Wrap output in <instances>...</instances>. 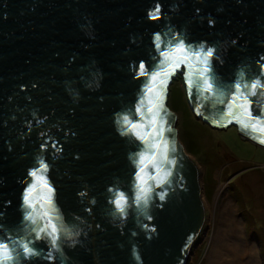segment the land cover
<instances>
[{
    "label": "water",
    "instance_id": "95a60500",
    "mask_svg": "<svg viewBox=\"0 0 264 264\" xmlns=\"http://www.w3.org/2000/svg\"><path fill=\"white\" fill-rule=\"evenodd\" d=\"M157 6L160 19H151ZM178 41L215 50L211 75L222 87L207 99L195 87L190 95L183 63L160 86L174 164L166 166L168 183L152 167L139 173L152 187L147 205L137 206V159L145 145L125 134L121 117L140 120L147 77L139 65L152 72L165 46ZM262 57L264 0H0V241L32 240L38 252L21 254L17 264H189L205 225L203 192L168 107L169 88L180 76L197 119L216 129L235 126L262 147L255 133L221 115L235 81L264 82ZM251 99L253 113H264V95ZM41 161L51 193L30 175ZM34 182V202L51 196L44 209L58 229L55 247L31 231L47 217L35 225L24 219L31 211L24 194ZM120 194L128 201L123 215L113 202Z\"/></svg>",
    "mask_w": 264,
    "mask_h": 264
},
{
    "label": "snow or ice",
    "instance_id": "6c2138e0",
    "mask_svg": "<svg viewBox=\"0 0 264 264\" xmlns=\"http://www.w3.org/2000/svg\"><path fill=\"white\" fill-rule=\"evenodd\" d=\"M151 19H160L159 6L150 13ZM157 50L160 51L161 37L157 34L154 38ZM163 59L158 67L152 72H148L143 63L139 65V75L147 77V83L144 88V95L141 97L136 108V113L140 116L139 121L129 119L128 115H122L121 123L125 128V134L131 132L137 139L145 145L143 151L138 155L137 164L139 172L136 175L137 194L134 197V203L147 205L148 192L152 185L146 181H142L139 173L144 172L146 168L152 167L155 173L163 172V183H168L167 177L171 175V171L166 166L174 164V160L170 159L167 150V140L163 136L164 131H170V128H165L167 124V110L163 106L164 90L160 86L166 87L167 80L175 73V70L183 63L189 69L186 76V82L191 95L193 87L196 88L198 97L202 93H207L208 97L217 95L218 90L222 87L215 83V76L211 75L212 65L211 60L215 55L213 48L192 49L186 46L183 41H178L174 45L165 46L160 52ZM264 60V57L261 58ZM264 69V65L261 66ZM198 73V75H197ZM242 76V73H241ZM195 77V79L193 78ZM158 83H153L157 82ZM160 88V90H157ZM150 93H154L150 96ZM264 95V82L259 78L251 79L250 81H242L238 79L234 82L231 90L228 92V102L225 105V111L221 115H226L231 123L233 120L241 126L242 130L255 133L259 138V143L264 144V113H253V101L251 97ZM223 103V101H221ZM234 108H238L239 113H234ZM147 121V123H144ZM226 126V125H225ZM143 128V134L137 129ZM155 137V140H153ZM255 138V137H254ZM164 147V152L161 155V148ZM159 157V159H157ZM145 160L149 163L145 164ZM47 165L41 161L40 167L30 172V175L36 180H42V188L52 192L51 185L47 182L45 173ZM149 180H156L153 173H149ZM156 186H160V181L156 182ZM37 190L36 183H32L24 194V205L31 211L27 212L24 219L31 222L32 225L37 223V219L47 217V221L43 226L32 228L35 233V239L41 238V233H44L51 239L53 247L56 246L57 226L52 222L53 218L47 209H44L45 203H51V196L42 197L39 202H34V194ZM163 199V195H161ZM116 209L123 215L128 206L127 198L120 194L114 201ZM43 210V211H41ZM50 229V231H49ZM32 240H10L8 242L0 241V264H17L18 257L23 254L24 257L38 255L37 250L32 247ZM51 258V256H49Z\"/></svg>",
    "mask_w": 264,
    "mask_h": 264
},
{
    "label": "rangeland",
    "instance_id": "374dc122",
    "mask_svg": "<svg viewBox=\"0 0 264 264\" xmlns=\"http://www.w3.org/2000/svg\"><path fill=\"white\" fill-rule=\"evenodd\" d=\"M168 107L177 114V131L196 163L204 203V228L194 241L189 264H207L225 222H240V231L264 264V146L239 134L238 128L216 129L189 108L179 76L169 88ZM229 240V237H227Z\"/></svg>",
    "mask_w": 264,
    "mask_h": 264
},
{
    "label": "bare ground",
    "instance_id": "6f19581e",
    "mask_svg": "<svg viewBox=\"0 0 264 264\" xmlns=\"http://www.w3.org/2000/svg\"><path fill=\"white\" fill-rule=\"evenodd\" d=\"M225 223L222 234L217 231L207 264H258L253 246L245 242L240 231V222L232 218Z\"/></svg>",
    "mask_w": 264,
    "mask_h": 264
}]
</instances>
